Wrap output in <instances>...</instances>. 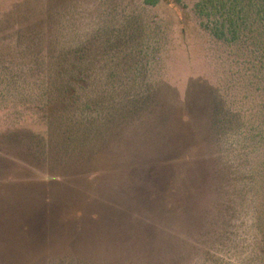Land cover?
<instances>
[{"label":"rangeland","instance_id":"obj_1","mask_svg":"<svg viewBox=\"0 0 264 264\" xmlns=\"http://www.w3.org/2000/svg\"><path fill=\"white\" fill-rule=\"evenodd\" d=\"M0 0V264H264V0Z\"/></svg>","mask_w":264,"mask_h":264},{"label":"trees","instance_id":"obj_2","mask_svg":"<svg viewBox=\"0 0 264 264\" xmlns=\"http://www.w3.org/2000/svg\"><path fill=\"white\" fill-rule=\"evenodd\" d=\"M145 3L148 5H154L156 2L152 0H145Z\"/></svg>","mask_w":264,"mask_h":264}]
</instances>
